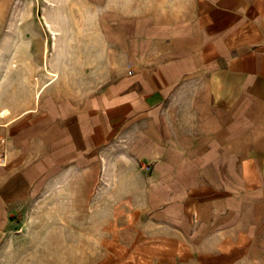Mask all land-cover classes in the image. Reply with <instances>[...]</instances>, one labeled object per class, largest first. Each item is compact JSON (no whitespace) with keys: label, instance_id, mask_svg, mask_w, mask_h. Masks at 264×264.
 <instances>
[{"label":"crops","instance_id":"crops-1","mask_svg":"<svg viewBox=\"0 0 264 264\" xmlns=\"http://www.w3.org/2000/svg\"><path fill=\"white\" fill-rule=\"evenodd\" d=\"M22 2L0 0V67L12 80H24L43 25L14 22ZM45 7V25L61 29ZM78 12L117 31L105 76L117 80L81 104L51 96L57 80L38 98L47 82L7 89L27 98L0 104L10 111L0 221L67 207L43 220L86 223L74 238L88 264H253L264 238V0H85ZM39 43L46 58L49 40Z\"/></svg>","mask_w":264,"mask_h":264},{"label":"rangeland","instance_id":"rangeland-1","mask_svg":"<svg viewBox=\"0 0 264 264\" xmlns=\"http://www.w3.org/2000/svg\"><path fill=\"white\" fill-rule=\"evenodd\" d=\"M48 3L52 5L47 9L45 16L49 21L62 26L57 30L56 46H53L45 21L42 19L43 9L48 6ZM84 6L85 0H23L16 8L13 18L15 23L21 25L24 22H32L43 25L39 26V30L31 31L30 37L37 42L31 52L24 57L27 67L24 69V80L17 77L12 80L11 74L0 67V104H11L16 99L20 100L22 96L23 100H26V94H8L6 91L12 86H16L19 91L26 85L35 90L38 86L50 81L45 73L46 66L59 74V79L51 88L57 93H51V96L62 99L72 98L79 104L100 93L117 80L105 77L109 67L115 69L113 65L119 55V46L115 44L114 39L117 37V31L100 28L102 23L100 13L91 15L78 12L76 14L78 18L74 20L75 16L70 13V9L77 7L80 11L84 9ZM75 23H78V29L69 28ZM38 39L40 43L49 40L46 58L43 51H39L41 47H44L37 45ZM4 60H0L2 62L0 66L5 63ZM19 60L20 55H14L8 61L11 62L10 67H13L15 71L19 69ZM38 74L44 77L43 81L38 79L40 76ZM59 91L62 93L59 94ZM48 208L51 210L43 211L40 206H29L22 209L14 220L0 221V264L90 263L91 256L87 260L82 239L80 236L74 238L75 231L85 229L86 223L43 220L44 213L47 215L61 212V210L65 213L67 207ZM101 208L94 207L88 213H100ZM86 212L84 206L78 207L79 216ZM259 231L264 232V223H261ZM256 244L259 249L255 250L253 264H264V238L257 239ZM75 250H77L76 253L72 252Z\"/></svg>","mask_w":264,"mask_h":264},{"label":"bare ground","instance_id":"bare-ground-1","mask_svg":"<svg viewBox=\"0 0 264 264\" xmlns=\"http://www.w3.org/2000/svg\"><path fill=\"white\" fill-rule=\"evenodd\" d=\"M51 3H48V6H51ZM47 29L48 32L50 34V39L53 41V46H55V41L58 35V32L56 30H54L49 24H47ZM45 73L47 76L50 77V81H48L46 84H44L40 90L36 93L35 97L38 98L40 96V93L42 92V90H44L48 85H50L51 83H54L56 80L59 79V74L53 70H50L49 68H45ZM10 114V111L8 109H2L0 111V117L5 118Z\"/></svg>","mask_w":264,"mask_h":264},{"label":"built area","instance_id":"built-area-1","mask_svg":"<svg viewBox=\"0 0 264 264\" xmlns=\"http://www.w3.org/2000/svg\"><path fill=\"white\" fill-rule=\"evenodd\" d=\"M2 143L3 141L0 140V166H4L7 163V155H6L5 150L2 148Z\"/></svg>","mask_w":264,"mask_h":264}]
</instances>
